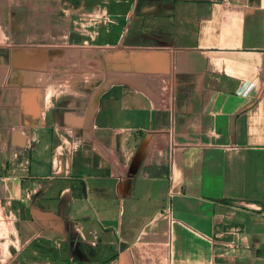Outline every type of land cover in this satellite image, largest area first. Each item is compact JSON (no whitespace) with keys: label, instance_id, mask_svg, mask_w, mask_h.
Returning <instances> with one entry per match:
<instances>
[{"label":"crops","instance_id":"1","mask_svg":"<svg viewBox=\"0 0 264 264\" xmlns=\"http://www.w3.org/2000/svg\"><path fill=\"white\" fill-rule=\"evenodd\" d=\"M18 1L0 264H264V0Z\"/></svg>","mask_w":264,"mask_h":264},{"label":"rangeland","instance_id":"2","mask_svg":"<svg viewBox=\"0 0 264 264\" xmlns=\"http://www.w3.org/2000/svg\"><path fill=\"white\" fill-rule=\"evenodd\" d=\"M9 1V0H8ZM6 0H0V49L2 51L5 52L6 55V50L8 52H10L12 55V66L13 68L17 67V52L19 49L20 45H24L25 44V40L27 39H23V41L19 39V37L16 35L18 34L19 31V24L18 22L14 21L8 23L6 22ZM11 3V17H13L14 15L18 14V11L20 10L19 8V1L18 0H10ZM34 6H27V10L28 12H30V10H33ZM78 8L76 7V10ZM7 11H8V7H7ZM33 12V11H32ZM62 12L59 9V14L60 15ZM18 17L16 16V19ZM97 23H94L93 25H96ZM7 33V35H6ZM10 33V35H9ZM35 39H32V41H34ZM37 40H41V39H37ZM61 40V39H60ZM91 40V38H90ZM93 44L97 43L98 39H92ZM36 43V42H35ZM38 43V42H37ZM14 53V54H13Z\"/></svg>","mask_w":264,"mask_h":264}]
</instances>
